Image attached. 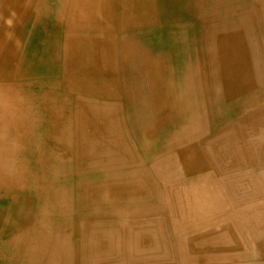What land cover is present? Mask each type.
<instances>
[{
  "label": "bare ground",
  "instance_id": "obj_1",
  "mask_svg": "<svg viewBox=\"0 0 264 264\" xmlns=\"http://www.w3.org/2000/svg\"><path fill=\"white\" fill-rule=\"evenodd\" d=\"M2 213L28 264H264V0H0Z\"/></svg>",
  "mask_w": 264,
  "mask_h": 264
},
{
  "label": "rangeland",
  "instance_id": "obj_2",
  "mask_svg": "<svg viewBox=\"0 0 264 264\" xmlns=\"http://www.w3.org/2000/svg\"><path fill=\"white\" fill-rule=\"evenodd\" d=\"M2 206L13 209L14 204L5 197ZM7 217L6 213H2L0 216V264H10L12 262L16 264H28V260H24L26 259L25 255H27L25 247L21 246V242L17 240L18 237H8L17 227L6 222L5 219Z\"/></svg>",
  "mask_w": 264,
  "mask_h": 264
}]
</instances>
